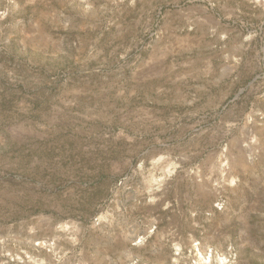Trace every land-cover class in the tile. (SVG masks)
I'll use <instances>...</instances> for the list:
<instances>
[{
	"label": "rangeland",
	"instance_id": "obj_1",
	"mask_svg": "<svg viewBox=\"0 0 264 264\" xmlns=\"http://www.w3.org/2000/svg\"><path fill=\"white\" fill-rule=\"evenodd\" d=\"M0 264H264V0H0Z\"/></svg>",
	"mask_w": 264,
	"mask_h": 264
}]
</instances>
